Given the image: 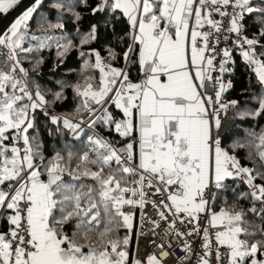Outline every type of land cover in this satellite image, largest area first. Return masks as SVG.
I'll return each mask as SVG.
<instances>
[{"label": "snow or ice", "instance_id": "snow-or-ice-1", "mask_svg": "<svg viewBox=\"0 0 264 264\" xmlns=\"http://www.w3.org/2000/svg\"><path fill=\"white\" fill-rule=\"evenodd\" d=\"M44 2L0 28V264H264V0Z\"/></svg>", "mask_w": 264, "mask_h": 264}, {"label": "trees", "instance_id": "trees-1", "mask_svg": "<svg viewBox=\"0 0 264 264\" xmlns=\"http://www.w3.org/2000/svg\"><path fill=\"white\" fill-rule=\"evenodd\" d=\"M51 3V0H45L43 7L38 9V11L41 14L48 15V6ZM5 14L0 13V19L4 16ZM54 15L52 16V19H54ZM94 22V21H93ZM88 25V18L86 17L84 20V27H87ZM46 26V25H45ZM66 29L69 31V33H74L73 25L71 22H68L66 20ZM33 36H39V32L35 26V21L32 22V28L31 31L29 32V38ZM25 46H29V44L25 43ZM34 46V42H33ZM96 47H100L99 45H96ZM45 57V64L42 68V72L44 73L41 82L42 83H48L49 87L53 86L50 81L54 79H68L72 83H75L78 79H80L78 75V69L80 67L81 61L78 58L77 52L73 51L69 53L68 57L65 60L64 65L60 67V69L57 71L55 76H50L48 75L49 69L51 68L52 64L55 62L56 59V54H55V47L51 49H45L41 53ZM234 59L236 60L235 64V74L232 76H225L226 81L231 80L234 87L232 90H230L228 93L225 95L226 100H231V99H239L241 101L247 99V96H242L241 95V90L246 89L248 87V77H249V70L245 67L244 63H242L240 57L238 55H234ZM30 65L28 63L25 64V67H29ZM71 70V71H70ZM98 75V73L96 74ZM136 73L133 72V77L135 78ZM252 89L251 91H258V86L255 83V77H252ZM60 112H67L69 111L68 106L61 107L57 109ZM239 123V121H238ZM252 121H248L247 123L241 124V127L247 128L249 124H251ZM261 125H264V119H261L259 121ZM44 124V118L41 116L40 117V125L43 127ZM259 131V129H257ZM227 143V141H225ZM49 144H51V140L49 138ZM229 198H231V193L228 194ZM241 207H247L248 205L241 203Z\"/></svg>", "mask_w": 264, "mask_h": 264}, {"label": "built area", "instance_id": "built-area-1", "mask_svg": "<svg viewBox=\"0 0 264 264\" xmlns=\"http://www.w3.org/2000/svg\"><path fill=\"white\" fill-rule=\"evenodd\" d=\"M225 81H226V78H225ZM84 115L87 116V113H85ZM230 117H231V113H230ZM126 210H130V209H126ZM147 211L149 213L150 218L154 219L155 218V210L149 208ZM150 227H151L150 224H146L145 225V231H148V229ZM160 231L166 232L167 229H166V227H163L160 229ZM165 242L166 243H173V247H175V243L172 240H166ZM152 251L156 252L165 261V264H175V260L173 259V257L171 255H166V251H167L166 249L162 251L158 247H156V248L148 247L146 241L141 243L140 255H145L147 252H152ZM177 252H179V249H177Z\"/></svg>", "mask_w": 264, "mask_h": 264}, {"label": "water", "instance_id": "water-1", "mask_svg": "<svg viewBox=\"0 0 264 264\" xmlns=\"http://www.w3.org/2000/svg\"><path fill=\"white\" fill-rule=\"evenodd\" d=\"M34 0H20V3L15 5L10 11L0 19V28H4L6 24L10 25L16 18L19 17L26 10L28 6H31Z\"/></svg>", "mask_w": 264, "mask_h": 264}]
</instances>
